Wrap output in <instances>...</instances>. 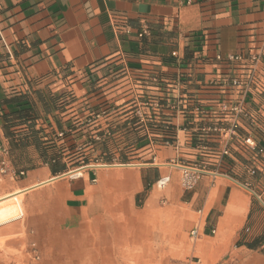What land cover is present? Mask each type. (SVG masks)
I'll return each instance as SVG.
<instances>
[{"label": "crops", "instance_id": "crops-1", "mask_svg": "<svg viewBox=\"0 0 264 264\" xmlns=\"http://www.w3.org/2000/svg\"><path fill=\"white\" fill-rule=\"evenodd\" d=\"M230 55L244 65L216 60ZM253 68L242 96L229 83ZM240 100L246 116L222 155L200 129L226 128L220 105ZM147 102L159 109L141 122ZM105 108L120 114L86 125ZM0 145V207L14 197L23 209L0 225L4 253L127 264L117 254L139 246L136 264L181 249L197 264H264V0H0Z\"/></svg>", "mask_w": 264, "mask_h": 264}, {"label": "built area", "instance_id": "built-area-1", "mask_svg": "<svg viewBox=\"0 0 264 264\" xmlns=\"http://www.w3.org/2000/svg\"><path fill=\"white\" fill-rule=\"evenodd\" d=\"M174 55V54H173ZM216 60L219 62H225V63H236L239 64L240 66L244 65L245 60L239 56V55H230L225 59H222L220 56L216 57ZM250 61L256 63L257 58L256 57H251ZM241 69V68H240ZM258 82L257 76H256V70L255 68L250 70L249 76L247 77L246 81L241 80L240 78H234L229 84L233 88H240L242 89L241 95L244 96L246 92L252 88V86H256ZM223 86H226L227 83L224 82L222 83ZM142 109H148L150 112H158L159 106L158 103L156 102H147L141 106H137L136 110L134 112V116L140 120L141 122L144 120L145 116L142 112ZM220 113L225 117L228 116L230 119L229 125L224 128L219 125H210V126H205L200 129V131L203 134H216L218 135L221 140L223 141L224 149L222 152V155H227V142L229 140H232L236 136L237 128L239 127V119L241 117L246 116V112L243 108V101L240 100L238 103L234 105H227L225 103L220 105L219 108ZM120 111L115 109V108H105L98 113H92L86 120V125L90 126H97L101 121H106L110 120V118L113 116L114 113H117L118 115ZM193 112L197 115L202 114V111H200V108L194 107ZM59 138H64L65 134L64 133H59L58 134ZM95 141H98V138L95 139ZM246 145L249 147H252V143L249 142V140L245 141ZM10 173V160H9V154L8 151L3 148L0 145V178H3L7 176ZM196 178L191 177L188 175H184L183 177V186L186 189H189L192 187L194 184ZM163 182V183H162ZM167 182V179H163L160 182H158V188L162 189ZM162 183V184H161ZM161 184V186H159ZM197 236V231L193 230L190 232V237L192 239L196 238ZM38 259V258H36Z\"/></svg>", "mask_w": 264, "mask_h": 264}, {"label": "rangeland", "instance_id": "rangeland-1", "mask_svg": "<svg viewBox=\"0 0 264 264\" xmlns=\"http://www.w3.org/2000/svg\"><path fill=\"white\" fill-rule=\"evenodd\" d=\"M126 157H131L130 154L126 155ZM85 158H91V155H88L85 157V155H74L71 157V163L73 165L79 164L81 162V159ZM94 161V160H93ZM90 162L93 164H101L100 162ZM103 164V163H102ZM14 197H8L5 198L6 200L11 199V202L8 203L7 205H3L0 207V225L6 224L8 222L17 220L23 216V209L21 205V198H16L13 199ZM4 199V200H5ZM137 226H131L129 227V233L132 234V242L136 243L141 240V234L143 231H141ZM137 245V244H136ZM3 245L1 244L0 241V248ZM139 246H134L133 250L131 251L130 255L129 252L125 251L123 254H117L116 259H120L122 262H124L126 259L127 264H136L137 262H140L145 260V254H147L146 250H140ZM165 255L163 256L164 261L163 264H197L198 260L194 258H188L186 256V252L184 250H180L178 253V256H172V254L168 253V251H165ZM52 257L47 259V264H59L60 260L57 259L58 255L60 254L59 252H52ZM7 257H6V256ZM5 258V259H4ZM38 258V259H36ZM1 259L5 260L7 264H43L42 258H41V252L39 251H34V250H23L22 252L20 251H2L0 250V264H2ZM63 262V260H62ZM150 262V260L148 261Z\"/></svg>", "mask_w": 264, "mask_h": 264}, {"label": "bare ground", "instance_id": "bare-ground-1", "mask_svg": "<svg viewBox=\"0 0 264 264\" xmlns=\"http://www.w3.org/2000/svg\"><path fill=\"white\" fill-rule=\"evenodd\" d=\"M74 175L76 176V173H75ZM77 175H78V174H77ZM162 183H163V182H162ZM162 183H161V184H162ZM161 184H160L159 186H161Z\"/></svg>", "mask_w": 264, "mask_h": 264}]
</instances>
